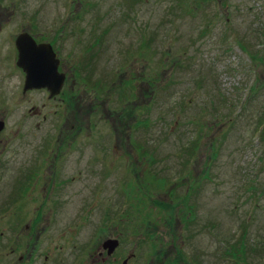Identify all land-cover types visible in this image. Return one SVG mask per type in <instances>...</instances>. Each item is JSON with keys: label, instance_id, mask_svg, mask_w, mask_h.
<instances>
[{"label": "rangeland", "instance_id": "obj_1", "mask_svg": "<svg viewBox=\"0 0 264 264\" xmlns=\"http://www.w3.org/2000/svg\"><path fill=\"white\" fill-rule=\"evenodd\" d=\"M0 14L1 43L27 29L77 68L83 98L66 106L23 96L18 69L4 83L10 129L51 148L65 131L66 256L125 218L132 264L264 248V0H0Z\"/></svg>", "mask_w": 264, "mask_h": 264}, {"label": "flooded vegetation", "instance_id": "obj_2", "mask_svg": "<svg viewBox=\"0 0 264 264\" xmlns=\"http://www.w3.org/2000/svg\"><path fill=\"white\" fill-rule=\"evenodd\" d=\"M3 18L0 14V34L6 22ZM23 31H28L38 43L49 42L52 45L60 60L58 70L65 74V81L58 95H51L47 88L24 90L26 73L18 65L19 51L16 42V37ZM3 40V43L0 42L4 45L0 46V264H132L139 258V250L130 252V248L126 246L129 235L126 218L121 224V232L108 233L98 243L95 241L85 244L92 247L90 250H80L81 247L74 240V254L65 255L66 231L63 226L64 217L60 216L71 209L68 207L70 200H65V131L61 129L51 148L50 133L36 136V133L30 131L33 128L10 129L6 121L8 113L3 110L7 101V93L4 91L7 87L4 83L8 80L11 82L12 79L16 81L14 77L18 69L24 77L23 96L39 90L45 91L50 101L60 102V106L64 103L66 106L67 101L72 98H83L77 86L80 82L72 73L77 68L71 58H65L61 54L64 45L58 48L59 42L54 38L45 40L23 29L5 35ZM75 129L79 132L84 130L83 127ZM79 162L86 164V170L90 167L91 171H95L96 159ZM82 172L80 168L79 173ZM106 224H109V217ZM238 243L236 257L240 261L245 260V264H264V248L251 246L243 249L241 243L244 244V240ZM172 260L173 264H195L194 261L203 263L197 256H191L187 261L181 253Z\"/></svg>", "mask_w": 264, "mask_h": 264}, {"label": "water", "instance_id": "obj_3", "mask_svg": "<svg viewBox=\"0 0 264 264\" xmlns=\"http://www.w3.org/2000/svg\"><path fill=\"white\" fill-rule=\"evenodd\" d=\"M16 42L19 50L18 65L26 73L24 90L47 88L51 95L59 94L65 74L58 70L60 60L52 45L46 42L37 43L28 32H22Z\"/></svg>", "mask_w": 264, "mask_h": 264}]
</instances>
